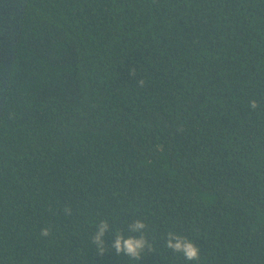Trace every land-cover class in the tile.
<instances>
[{"label": "trees", "instance_id": "1", "mask_svg": "<svg viewBox=\"0 0 264 264\" xmlns=\"http://www.w3.org/2000/svg\"><path fill=\"white\" fill-rule=\"evenodd\" d=\"M0 264H264V0H0Z\"/></svg>", "mask_w": 264, "mask_h": 264}, {"label": "clouds", "instance_id": "2", "mask_svg": "<svg viewBox=\"0 0 264 264\" xmlns=\"http://www.w3.org/2000/svg\"><path fill=\"white\" fill-rule=\"evenodd\" d=\"M249 107L256 109L258 103L256 100H251ZM70 212V210H67ZM147 225L137 219L128 225V231L133 235L125 236L122 233H113L112 226L108 220H101L95 226L94 232L91 234L90 243L94 246L95 251L98 255L104 254L107 249L105 243V237L108 234L114 235V241L111 245V250L121 256L123 254L134 260H140L141 257L148 252H151L152 245L148 241L146 235H144ZM139 234V235H136ZM42 236H48L49 230L44 228L41 230ZM166 247L171 249L175 253H180L184 256L188 262L198 261L200 258L199 247L189 240L187 237L169 231L166 238Z\"/></svg>", "mask_w": 264, "mask_h": 264}]
</instances>
